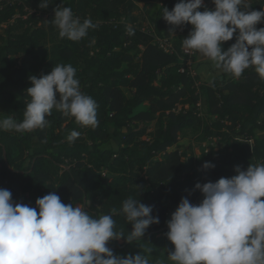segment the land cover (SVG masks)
Wrapping results in <instances>:
<instances>
[{"label": "trees", "instance_id": "1", "mask_svg": "<svg viewBox=\"0 0 264 264\" xmlns=\"http://www.w3.org/2000/svg\"><path fill=\"white\" fill-rule=\"evenodd\" d=\"M178 2L52 0L47 9H37L40 16L31 14V0H0V120L23 119L29 76L39 78L56 64H71L81 91L98 105L99 121L95 128L82 127L54 109L43 129L0 130V188L8 189L14 202L32 207L52 191L65 204L87 200L88 212L113 214L116 230L125 235L132 226L121 214L123 200L132 196L153 206L160 223L150 226L142 241L109 243L115 255H149L151 249L152 259H166L174 249L165 235L166 221L183 197L201 202L202 194L193 191L197 183L235 175V152L264 163V80L254 68L239 78L216 69L210 83L199 84L187 65L182 39L174 42L172 53L157 43L172 36L173 26L161 17L163 7L171 11ZM247 2L250 10L264 8V0ZM61 5L81 21L90 18L96 28L78 42L59 38L50 22ZM204 5L215 10L212 0ZM236 35L222 44L223 50L235 43ZM203 105L214 121L201 116ZM73 130L80 136L69 142ZM188 130L201 132L202 143L219 137L233 151L213 158L201 143L192 167ZM205 162L215 167L204 169Z\"/></svg>", "mask_w": 264, "mask_h": 264}, {"label": "clouds", "instance_id": "2", "mask_svg": "<svg viewBox=\"0 0 264 264\" xmlns=\"http://www.w3.org/2000/svg\"><path fill=\"white\" fill-rule=\"evenodd\" d=\"M52 0H41L47 9ZM209 10L204 0H179L173 9L163 7L162 18L176 27L191 25L182 47L199 53L217 69L239 78L254 68L264 80V8L250 10L247 0H212ZM204 8L203 11L199 9ZM61 39L78 42L96 24L74 16L70 7L58 6L50 22ZM129 34H134L129 26ZM235 43L226 51L222 44ZM26 89L29 101L23 119L9 116L0 120V130L17 133L43 129L47 116L55 109L73 118L82 127L98 126L97 103L81 91L76 69L71 64H56L47 75L29 76ZM57 94L59 100H57ZM80 136L71 131L74 142ZM205 162L204 169L214 168ZM235 175L216 182L197 183L203 199L198 204L183 197L166 221L167 240L174 246L166 259L141 253L115 255L110 241H142L150 226L160 223L153 206L132 196L123 200L121 214L132 226L127 235L116 230L113 214L92 215L83 205L65 204L55 191L37 198L35 207L14 202L8 189L0 188V264H264V163L250 164L246 170L236 166ZM138 187V186H136ZM139 188V187H138ZM115 213V209L111 210Z\"/></svg>", "mask_w": 264, "mask_h": 264}, {"label": "rangeland", "instance_id": "3", "mask_svg": "<svg viewBox=\"0 0 264 264\" xmlns=\"http://www.w3.org/2000/svg\"><path fill=\"white\" fill-rule=\"evenodd\" d=\"M137 3H139V0H133ZM41 2V0H31V4H32V9L29 8L31 14L33 13H37V15L41 14L39 12H37V9H40L38 7L39 3ZM16 17H19V15H17ZM44 19H46V17L43 16ZM188 32H178V29L176 31H174V35L172 34V36L169 38L170 42L172 43V45L174 46V42L179 40V39H184L188 36ZM167 41V40H166ZM169 42V43H170ZM170 43V45H171ZM187 65L189 67V70L191 71L193 76H198L200 78L199 80V84L201 83H210L212 74L216 73V67L214 66L213 62H211L210 60H208L207 58L202 57L199 53H194L192 55V58H188V62ZM2 113V109L0 108V115ZM201 116L207 121V122H212L216 119V117H212L208 115L207 112V107L206 106H202L201 108ZM110 131H112L111 129H109ZM186 136L188 137V139L190 140V145L188 146V151H189V163L191 164V166H195V159L199 158V146L201 145V132L198 133H194L190 130L186 131ZM241 139V138H239ZM203 147L206 148V153L213 157V158H218L223 154L226 153H230L233 150L228 146V144L226 143H222L220 141L219 137H214L212 139L207 140L206 142L202 143ZM233 161L235 163L236 166H240V167H246L249 165V162L251 164H256V162L254 161V159L250 156L245 154L243 151L240 152H235ZM77 205H82V204H77ZM86 211H88V205H86ZM173 213V212H172ZM171 213V214H172ZM115 241H110L109 243H114Z\"/></svg>", "mask_w": 264, "mask_h": 264}, {"label": "built area", "instance_id": "4", "mask_svg": "<svg viewBox=\"0 0 264 264\" xmlns=\"http://www.w3.org/2000/svg\"><path fill=\"white\" fill-rule=\"evenodd\" d=\"M6 1H8L9 2V0H6ZM191 25L190 26H188V27H180L179 29H178V32H190L191 31ZM167 40V41H166ZM170 40L168 39V38H163V39H159L158 41H157V43H158V45H160V47L162 48V49H164V51L165 52H167V53H172L173 51H174V46L172 45V43H171V45H170ZM182 51H183V53L185 54V55H187L189 58H192V55L195 53V52H189V51H187V50H185L183 47H182Z\"/></svg>", "mask_w": 264, "mask_h": 264}]
</instances>
